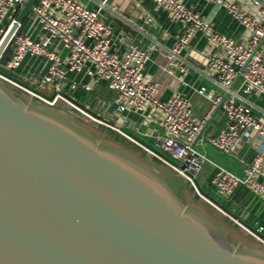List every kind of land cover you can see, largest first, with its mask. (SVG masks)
I'll use <instances>...</instances> for the list:
<instances>
[{
	"label": "water",
	"instance_id": "obj_1",
	"mask_svg": "<svg viewBox=\"0 0 264 264\" xmlns=\"http://www.w3.org/2000/svg\"><path fill=\"white\" fill-rule=\"evenodd\" d=\"M12 86L0 78V264H264L158 167Z\"/></svg>",
	"mask_w": 264,
	"mask_h": 264
},
{
	"label": "built area",
	"instance_id": "obj_2",
	"mask_svg": "<svg viewBox=\"0 0 264 264\" xmlns=\"http://www.w3.org/2000/svg\"><path fill=\"white\" fill-rule=\"evenodd\" d=\"M25 1L0 0V42L14 25L17 26L0 58V67L14 72L26 58L44 59L47 67L38 84L43 88L52 87L56 94L52 100L48 99L2 71L0 78L52 105L65 102L91 120L133 140L187 179L205 201L264 243L263 225L254 228L244 223L202 193L197 184L205 164L211 162L215 172L210 185L217 196L230 199L244 187L264 200V121L256 113L257 106L249 97L264 96V1L250 0L244 6L231 0H207L225 8L248 31L247 41L241 42L219 32L212 22L206 21L181 0H152L156 11H165L171 21L184 26L182 35L165 49L163 69L170 76L186 84L184 75L193 65L184 52L197 33L205 37L212 47L219 48L207 56L206 71L211 74L210 82L218 91L213 98V107L221 105L228 122L219 133L209 137L208 143L222 153L232 154L241 141L259 139L258 152L250 163L245 164L243 174L210 161L196 148L195 141L204 130L210 114L196 117L189 98L180 91L163 100L161 85L145 80L149 50L133 41L125 42L122 36L114 38L110 23L103 17L105 11L117 13V7L110 5L108 0H88L93 6L83 0H37L26 18L20 20L18 15ZM116 41L124 42L123 50L116 47ZM70 72L107 83L115 93L114 103L118 112L142 113L151 107L150 118L157 125L153 136L156 148L138 142L69 98L64 85ZM77 87L78 83L73 82L70 89ZM206 92V86L200 89V93Z\"/></svg>",
	"mask_w": 264,
	"mask_h": 264
},
{
	"label": "crops",
	"instance_id": "obj_3",
	"mask_svg": "<svg viewBox=\"0 0 264 264\" xmlns=\"http://www.w3.org/2000/svg\"><path fill=\"white\" fill-rule=\"evenodd\" d=\"M181 1L200 13L206 21L212 22L222 34L236 41H247L248 31L225 8L207 0ZM231 1H236L244 6L250 2V0ZM108 2L117 7V13L111 11L103 13V17L112 27L114 38L122 36L125 42L133 41L149 50L150 59L145 66L144 78L148 82L156 81L161 85V98L167 100L174 92L180 91L189 98L193 114L196 117H204L210 114L202 131V136H199L195 141L196 148L206 154L210 161L243 174L245 164L250 163L258 152L259 139L251 142L241 141L232 154L215 152L208 143L209 137L219 133L228 122L222 106L213 107V98L218 91L210 82L211 74L206 71L207 56L212 52H217L219 48L212 47L205 37L197 33L184 52L193 67L184 75L186 84H182L179 79L170 76L163 68L166 64L165 49L172 46L182 35L183 24L178 21H171L165 11H156L152 0H108ZM86 3L93 6L89 1ZM116 47L123 50L125 44L116 41ZM46 67L44 59L26 58L22 66L14 71L15 78H12L52 100L56 91L52 87L43 88L38 84V79L45 73ZM73 82L78 83L75 90L70 89ZM204 86L207 87V92L202 94L200 89ZM64 91L69 98L95 117L121 129L138 142L153 147L151 142H153L157 125L150 118L151 107H147L142 113L136 111L118 112L114 103L115 93L108 87L107 83L96 81L76 72L69 73L65 81ZM249 97L257 106L256 113L264 121V96L251 95ZM65 104L67 107H71L67 103ZM129 140L135 143L133 140ZM214 172V165L207 162L197 178L200 189L207 192L216 202L223 205L244 223L254 228L259 225L264 226V200L244 187L239 188L230 199L220 198L210 185Z\"/></svg>",
	"mask_w": 264,
	"mask_h": 264
},
{
	"label": "rangeland",
	"instance_id": "obj_4",
	"mask_svg": "<svg viewBox=\"0 0 264 264\" xmlns=\"http://www.w3.org/2000/svg\"><path fill=\"white\" fill-rule=\"evenodd\" d=\"M87 2L88 0H84ZM0 71L8 74L11 77L15 76L13 75L14 72L8 71L7 69L0 67ZM15 91L26 97V99L35 98L34 96L30 95L29 93L25 92L24 90L12 86ZM62 108H66L72 115H74L81 123L84 125H87L92 130H94L101 138L110 140L112 142L118 143L128 150L134 152L144 160L148 161L155 167H158L162 174L167 178V180L175 187L177 192L180 194V196L188 203H192L195 205H199L201 207H204L209 212L213 213L215 216L218 217L219 220L224 224L225 228L229 232L230 237L235 240L236 242H245L251 246L254 247H264V243H262L258 238L250 234L248 231H246L244 228L239 226L232 218L228 217L227 215L223 214L219 210H217L215 207H213L211 204H209L207 201H205L202 197L199 196V194L196 192L194 187L189 184L186 179L184 180L183 177H180L177 175L171 167H169L166 164H159L150 154L147 152H144L145 150H142L137 147L136 144H133L129 142L128 140L123 139L122 137L118 136L117 134H114L113 132L109 131L103 124H100L98 122H95L91 120L86 115L80 113L79 111L67 107L65 103H59L57 104ZM103 125V126H102ZM105 126V127H104ZM151 145L156 148L153 142H151ZM210 145V144H209ZM210 147L215 151L219 153V150L215 149L213 146L210 145ZM221 152V151H220ZM166 154V153H164ZM178 178V180H176ZM184 182H182V180Z\"/></svg>",
	"mask_w": 264,
	"mask_h": 264
},
{
	"label": "trees",
	"instance_id": "obj_5",
	"mask_svg": "<svg viewBox=\"0 0 264 264\" xmlns=\"http://www.w3.org/2000/svg\"><path fill=\"white\" fill-rule=\"evenodd\" d=\"M103 126V125H102ZM105 127V126H104ZM109 131H111V132H113L114 134H117L118 136H120V137H122L123 139H125V140H128L129 142H131V143H133L132 141H130L129 139H127L126 137H124L123 135H121L120 133H118V132H116V131H114L113 129H110V128H108V127H106ZM133 144H135V143H133ZM139 145H137V147H138ZM139 148H141L140 146H139ZM142 150H144L143 148H141ZM144 152H146V151H144ZM149 154V153H148ZM152 156V155H151ZM152 158H154V160H156L159 164H165V163H163L162 161H160L159 159H157L156 157H154V156H152ZM173 170V169H172ZM174 171V170H173ZM175 172V171H174ZM176 173V172H175ZM177 175H179L178 173H176ZM180 176V175H179ZM180 177H182V176H180ZM184 178V177H183ZM176 180H178V178H176ZM182 180V179H181ZM184 180H185V178H184ZM184 180H182V182H184ZM186 181L189 183V184H191L187 179H186ZM201 191H202V193H204V194H206V195H208V196H210L209 194H207V192H205L204 190H202L201 189ZM211 197V196H210ZM212 198V197H211ZM215 200V199H214ZM204 208V207H203ZM207 210V209H206ZM208 211V210H207ZM213 214V213H212Z\"/></svg>",
	"mask_w": 264,
	"mask_h": 264
}]
</instances>
